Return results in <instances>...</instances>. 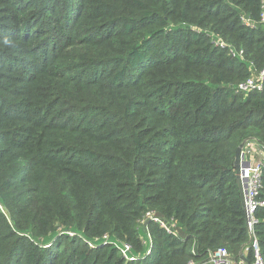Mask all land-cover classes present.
<instances>
[{
    "label": "trees",
    "instance_id": "trees-1",
    "mask_svg": "<svg viewBox=\"0 0 264 264\" xmlns=\"http://www.w3.org/2000/svg\"><path fill=\"white\" fill-rule=\"evenodd\" d=\"M260 6L0 0V264H187L194 248L239 261L236 152L264 146V90L236 89L264 70V28L242 21ZM148 212L172 233L142 226ZM255 219L264 260V208Z\"/></svg>",
    "mask_w": 264,
    "mask_h": 264
},
{
    "label": "built area",
    "instance_id": "built-area-1",
    "mask_svg": "<svg viewBox=\"0 0 264 264\" xmlns=\"http://www.w3.org/2000/svg\"><path fill=\"white\" fill-rule=\"evenodd\" d=\"M243 24L248 28H257L261 25L264 28V0H261L260 6V16L258 21L253 20L249 17H242ZM213 44L222 50H225L229 55L236 59L245 60L244 49H237L233 46L228 45L219 36L213 35ZM264 90V70L258 76H252L246 81L240 83L236 89L239 94H249L252 92H262ZM241 168H242V184L244 188L245 195V212L247 218V227L250 233L251 241L250 247H248L243 253L247 257L246 253L250 249L253 251V262L250 264H264V260L261 254L259 241L255 233V213L257 209L264 208V200L260 198L263 190V168H264V147L258 144L257 141H247L243 146L241 153ZM151 220L156 223L161 224V226L169 233H172V228L165 224L161 219L157 218L154 212H148L140 220L142 226L146 225L147 222ZM148 231V230H147ZM108 239V236L105 237ZM148 244H152V237L149 235ZM92 247H95L91 245ZM122 253L128 261H134L137 258H130L129 254L131 252V245L127 243L121 244ZM192 255L194 259H191L187 264H247L243 259L237 261L226 249H218L216 251H211L201 261L196 260L198 257V252L194 248L192 250Z\"/></svg>",
    "mask_w": 264,
    "mask_h": 264
},
{
    "label": "water",
    "instance_id": "water-1",
    "mask_svg": "<svg viewBox=\"0 0 264 264\" xmlns=\"http://www.w3.org/2000/svg\"><path fill=\"white\" fill-rule=\"evenodd\" d=\"M243 145H241L236 152V161H235V169L237 174V183L240 188V191L242 193V199L243 203L245 204V195H244V188L242 184V168H241V153H242ZM245 208V207H244ZM241 259H243L247 264H250V262L246 259V257L243 255L241 256Z\"/></svg>",
    "mask_w": 264,
    "mask_h": 264
},
{
    "label": "rangeland",
    "instance_id": "rangeland-1",
    "mask_svg": "<svg viewBox=\"0 0 264 264\" xmlns=\"http://www.w3.org/2000/svg\"><path fill=\"white\" fill-rule=\"evenodd\" d=\"M247 141H250V140H247ZM247 141L244 142L243 146L245 145V143H246ZM258 144H260V143H258ZM260 145H261V144H260ZM261 146L264 147L263 145H261ZM106 236H107V235L104 236V243H103V245H106V244L110 241V240H109V236H108V239H105ZM123 243H126V242H121V244H123ZM121 244L118 246V244L115 243V245L119 247V250H120V252L122 253ZM127 244H128V243H127ZM150 245H152V244H150ZM93 246H95V245H93ZM99 247H101V245H99ZM91 248H95V247H92V246H91ZM210 252H211V251H210ZM247 254H248V253H246V255H247ZM122 255L124 256L123 253H122Z\"/></svg>",
    "mask_w": 264,
    "mask_h": 264
}]
</instances>
